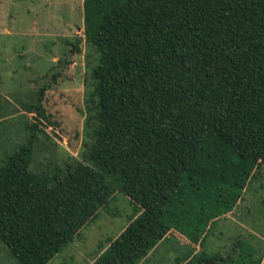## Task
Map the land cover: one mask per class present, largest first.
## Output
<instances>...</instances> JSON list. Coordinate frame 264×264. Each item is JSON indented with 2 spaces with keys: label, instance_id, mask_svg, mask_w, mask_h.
Instances as JSON below:
<instances>
[{
  "label": "trees",
  "instance_id": "trees-1",
  "mask_svg": "<svg viewBox=\"0 0 264 264\" xmlns=\"http://www.w3.org/2000/svg\"><path fill=\"white\" fill-rule=\"evenodd\" d=\"M83 10L98 55L93 141L84 162L36 172L30 126L0 165V242L18 264H48L120 192L140 213L93 264H138L173 231L200 246L185 264H235L204 249L264 165V0H84ZM44 94L32 106L42 121Z\"/></svg>",
  "mask_w": 264,
  "mask_h": 264
},
{
  "label": "rangeland",
  "instance_id": "rangeland-1",
  "mask_svg": "<svg viewBox=\"0 0 264 264\" xmlns=\"http://www.w3.org/2000/svg\"><path fill=\"white\" fill-rule=\"evenodd\" d=\"M83 2L0 0V165L7 154L27 141L33 124L39 126L32 165L36 172L47 165L66 168L84 162L96 125L87 79L98 55L85 40ZM75 44L80 53L74 50ZM42 89L44 121L32 107ZM114 195L48 264H92L101 255L140 213L126 196ZM219 221L204 250L225 258L231 255L235 264L248 255L264 261V165L235 211ZM172 233L138 264H154V258L158 264H185L188 253L200 252L199 245ZM0 264H18L1 242Z\"/></svg>",
  "mask_w": 264,
  "mask_h": 264
},
{
  "label": "crops",
  "instance_id": "crops-1",
  "mask_svg": "<svg viewBox=\"0 0 264 264\" xmlns=\"http://www.w3.org/2000/svg\"><path fill=\"white\" fill-rule=\"evenodd\" d=\"M185 238V237H184ZM186 239V238H185ZM187 240V239H186ZM188 241V240H187ZM189 242V241H188ZM192 245H194V244H192ZM178 247V246H177ZM172 254H169V256H171ZM163 257H164V255H163ZM171 258V257H170ZM164 261V260H163ZM174 261H175V259H174ZM94 263V262H93ZM92 263V264H93Z\"/></svg>",
  "mask_w": 264,
  "mask_h": 264
}]
</instances>
